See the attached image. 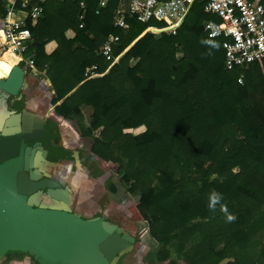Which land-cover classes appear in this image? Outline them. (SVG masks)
Listing matches in <instances>:
<instances>
[{
  "label": "trees",
  "instance_id": "obj_1",
  "mask_svg": "<svg viewBox=\"0 0 264 264\" xmlns=\"http://www.w3.org/2000/svg\"><path fill=\"white\" fill-rule=\"evenodd\" d=\"M35 2L43 13L26 23L34 35L26 54L34 51L35 65L45 69L51 104L75 88L55 106L57 115L92 108L81 135L100 171L118 175L136 197L126 206L134 236L156 245L166 264H264V62L251 63L240 84L239 70L224 66L222 37L203 30L204 21L219 19L196 2L176 34L146 32L104 75L86 79V66L104 72L109 65L97 52L108 34L119 36L117 55L152 24L127 18L126 29L115 27L119 0L98 13L99 0H88L81 28L78 0ZM50 40L57 47L46 54ZM140 125L139 134L123 131ZM213 190L234 222L219 207L208 209Z\"/></svg>",
  "mask_w": 264,
  "mask_h": 264
},
{
  "label": "crops",
  "instance_id": "obj_2",
  "mask_svg": "<svg viewBox=\"0 0 264 264\" xmlns=\"http://www.w3.org/2000/svg\"><path fill=\"white\" fill-rule=\"evenodd\" d=\"M32 3H36L35 0ZM0 6L7 8L6 0H0ZM21 15L23 17V14ZM3 17L0 12V28L2 27ZM34 24L31 23L32 26ZM33 42L34 35L32 34ZM56 47V41L50 40L44 44L43 48L46 54H51ZM9 54H11L10 49L0 50V61L2 64L6 63L10 65L13 63H11ZM29 54H34V51H31ZM21 63L23 64L21 65ZM17 64L23 70V78L26 75L22 86H20L22 82L21 77L19 76L18 79L16 74L13 73L14 71L6 73L0 69V86L13 91L18 88L20 89L16 94H9L6 90L0 89V160L16 153V148L21 140L32 142L33 147L28 148L26 152L29 166V171L26 174L28 177L22 180L21 185L23 191L29 193L32 204L36 203L53 207L65 205L73 210L72 204L76 202L77 206L75 205V207L83 211L82 215L95 216L103 214L107 221L120 226L125 233L134 236L135 227L125 212L124 205L117 204L120 202L112 205L107 204L103 208L104 211L100 207L101 204L97 201L96 197L98 191L96 189L99 185L101 186V196L104 191L103 178L99 176L96 178V182H90L89 180V183L86 180L89 178L94 179V177H91L87 173L80 161L84 162V159H86L91 162L94 160L88 149H82V146L87 145L86 140L88 139L81 135V130L85 129L89 124L87 121L81 119L83 107H80L81 115L80 113L72 115L71 118H63L54 111L55 106L60 104L75 88L64 98L55 104H51L50 100L54 96V90L45 73V69L38 68L35 62L31 68L25 62L17 61ZM8 68L10 67L8 66ZM15 73H18V71ZM8 79L13 80L12 83L9 82L10 84H8ZM45 122H51L53 127L58 129L53 134V138L54 142L59 144V147L39 148L36 146L34 148V140L38 137L43 138L45 135ZM77 140L82 141L81 144H76ZM88 143L90 145L89 141ZM31 174L32 177L30 179ZM46 176L53 179H49ZM58 190L69 193L70 198L68 201L65 202L64 199L57 196L58 193L56 191ZM108 191L114 194L112 190V192ZM80 193L84 195H79ZM76 194H78L79 200L76 201L75 199L74 201L73 197ZM89 195L93 197L90 199L88 198ZM92 205L93 207H91ZM135 237L137 239L133 243V249L121 255L119 258L120 264H166V262L158 261L155 249L156 245L152 246L153 244L150 241L141 242L137 236Z\"/></svg>",
  "mask_w": 264,
  "mask_h": 264
},
{
  "label": "water",
  "instance_id": "obj_3",
  "mask_svg": "<svg viewBox=\"0 0 264 264\" xmlns=\"http://www.w3.org/2000/svg\"><path fill=\"white\" fill-rule=\"evenodd\" d=\"M12 68L14 72L18 71L22 86L26 75L23 78V70L18 64ZM0 89L9 94L20 90L14 92L4 86ZM44 129V137L34 140V148L58 146L53 139L58 129L51 122H45ZM25 147L26 143L22 142L18 154L0 160V260L5 252L11 251L30 256L36 264H120L121 255L133 249L135 236L125 233L102 215H82L65 205L53 207L31 203L29 193L21 187L29 171L26 153L29 147ZM56 192L68 201V192Z\"/></svg>",
  "mask_w": 264,
  "mask_h": 264
},
{
  "label": "built area",
  "instance_id": "obj_4",
  "mask_svg": "<svg viewBox=\"0 0 264 264\" xmlns=\"http://www.w3.org/2000/svg\"><path fill=\"white\" fill-rule=\"evenodd\" d=\"M32 1L6 0V14L0 28V50L11 49L19 56L18 61L25 62L30 68L34 64V54H26L32 43V32L26 21L36 23L43 13L42 5ZM87 1L78 0L80 28L84 26ZM107 2L99 0L96 13ZM196 2H202L203 11L219 19L204 21L203 30L210 38L222 37L224 66L227 70H239L237 80L242 84L250 64L257 60L264 62V0H119L113 25L126 29L127 18L143 23L154 20L160 24L147 26L144 31L156 34L148 30L155 28L158 34H176ZM118 40V35L110 33L98 46V54L108 60L109 65L104 72H98L96 64L86 66L83 72L86 79L104 75L118 61L120 54H114Z\"/></svg>",
  "mask_w": 264,
  "mask_h": 264
},
{
  "label": "rangeland",
  "instance_id": "obj_5",
  "mask_svg": "<svg viewBox=\"0 0 264 264\" xmlns=\"http://www.w3.org/2000/svg\"><path fill=\"white\" fill-rule=\"evenodd\" d=\"M149 24H152V25H159L160 23L159 22H156V21H154V20H151L150 22H149ZM148 30H151V31H153V32H156V34H153L156 38H158L160 35H158V30L157 29H155V28H150V29H148ZM143 33V32H142ZM141 33V34H142ZM140 34V35H141ZM139 35V36H140ZM138 36V37H139ZM137 37V38H138ZM128 47V46H127ZM126 47V48H127ZM126 48L124 49V51L126 50ZM123 51V52H124ZM123 52H121V54L123 53ZM121 54L119 55V56H121ZM123 55V54H122ZM181 56V53H178L177 54V57L179 58ZM119 60V59H118ZM23 63H21V65H22ZM259 67L261 68V70H263V72H264V66L263 65H260L259 64ZM83 107V113H82V120H85V121H87L88 123H90V120H91V116H92V108L90 107V106H86V105H83L82 106ZM80 115H81V113H80ZM71 122H74V121H71ZM89 125V124H88ZM87 125V126H88ZM64 129H65V127H64ZM99 130L100 129H97L94 133H93V135L94 136H97V135H99ZM145 130V126H140V127H136V128H124L123 129V131L125 132V133H132V134H139V133H141V132H143ZM83 131V130H82ZM86 139H88V138H86ZM87 141V145L86 146H82V149H84V150H87L88 149V145H89V143H88V141L90 142V139H88V140H86ZM81 142L82 141H80V140H77L76 141V144H81ZM85 161L83 162H81L80 161V163H81V165L83 166V168L85 169V170H87V173L91 176V177H94V179H92V178H89V179H86L87 180V182L90 180V182L92 181V182H96V178L97 177H101V178H103V180H104V183H103V194H101V196H100V190H101V186L99 185L98 186V188L96 189V190H98L97 191V195H96V197H97V201L101 204L100 205V207L103 209L104 207H106V205L107 204H109V205H112V204H115V203H117V202H120V203H117V204H120V205H124V207H125V212L127 213V211H126V206H127V204L129 203V202H132V200L133 199H135L136 197L134 196V195H132V194H130V193H128L127 192V189H126V185H124V184H122L121 182H120V180H119V177H118V175H114L112 172H108V173H102L101 171H100V169L98 168V164L95 162V161H88V160H86V159H84ZM238 170V168L237 167H235L234 169H233V171H237ZM106 174H108V176H105ZM216 177V175L215 174H213V175H211V179H213V178H215ZM89 183V182H88ZM91 184H93V183H91ZM83 185H85V183H83ZM86 186H88L87 184H86ZM89 187V186H88ZM88 189V188H87ZM108 190H112L113 192H114V194H112V193H110ZM111 191V192H112ZM69 194V193H68ZM81 194H83V193H80L79 195H81ZM84 195V194H83ZM95 195V194H94ZM85 197V196H84ZM91 197H93V196H91ZM91 197H90V195H89V197L88 198H90L91 199ZM70 198V197H69ZM74 201H75V199H76V201L77 200H79V198H78V194H76V195H74ZM82 198H83V196H82ZM81 198V199H82ZM87 198V199H88ZM91 201V200H90ZM75 205H76V202L75 203H73L72 204V209L74 210V211H77L78 213H80V214H82L83 213V211H81L80 209H78V207H75ZM77 206V205H76ZM91 207H93V205L91 206ZM103 211H104V209H103ZM139 240V239H138ZM153 244V243H152ZM152 246H154V245H152ZM0 264H36L35 262H34V260L30 257V256H28V255H26V254H24V253H21V252H9L3 259H2V261L0 262ZM181 264H184L183 262H181Z\"/></svg>",
  "mask_w": 264,
  "mask_h": 264
},
{
  "label": "clouds",
  "instance_id": "obj_6",
  "mask_svg": "<svg viewBox=\"0 0 264 264\" xmlns=\"http://www.w3.org/2000/svg\"><path fill=\"white\" fill-rule=\"evenodd\" d=\"M202 43L210 44L212 47H218V45L214 44L212 41H202ZM223 201V194L213 190L208 195V209L212 212L217 210L219 207V211L222 212L226 218V222H234L236 216L228 211V207Z\"/></svg>",
  "mask_w": 264,
  "mask_h": 264
},
{
  "label": "bare ground",
  "instance_id": "obj_7",
  "mask_svg": "<svg viewBox=\"0 0 264 264\" xmlns=\"http://www.w3.org/2000/svg\"><path fill=\"white\" fill-rule=\"evenodd\" d=\"M11 50V49H10ZM9 57H10V60H11V63L12 64H6V63H4V64H2V62L0 61V69L1 70H3L4 72H6V73H8V72H12L13 71V68H12V66L13 65H17V61H18V58H19V56L18 55H16V54H14V52H12L11 51V54H9ZM8 63V62H7ZM8 66L10 67V68H8ZM14 74H16V77L18 78L20 75L18 74V73H15V72H13ZM15 77V78H16ZM19 79V78H18ZM12 81L13 80H10V79H8L7 80V83L8 84H10V83H12ZM10 82V83H9Z\"/></svg>",
  "mask_w": 264,
  "mask_h": 264
},
{
  "label": "flooded vegetation",
  "instance_id": "obj_8",
  "mask_svg": "<svg viewBox=\"0 0 264 264\" xmlns=\"http://www.w3.org/2000/svg\"><path fill=\"white\" fill-rule=\"evenodd\" d=\"M57 132V131H56ZM55 132V133H56ZM54 139V138H53ZM22 142H24V143H26V147H25V149L27 148V147H33L32 145H28V144H33L32 142H25L24 140H21L20 142H19V145H18V147L16 148V153H14V154H11V156H13V155H16V154H18V151H19V148H20V145H21V143ZM54 147H59V144H58V146H54ZM44 148H50V147H44ZM78 149V148H77ZM81 149V148H80ZM74 151V150H73ZM72 151V152H73ZM74 154V153H73ZM87 171V170H86ZM100 215H102L103 216V214H100ZM105 218V217H104Z\"/></svg>",
  "mask_w": 264,
  "mask_h": 264
}]
</instances>
